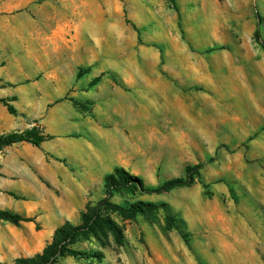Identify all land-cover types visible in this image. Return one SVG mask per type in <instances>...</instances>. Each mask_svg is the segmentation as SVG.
Segmentation results:
<instances>
[{
  "label": "rangeland",
  "instance_id": "374dc122",
  "mask_svg": "<svg viewBox=\"0 0 264 264\" xmlns=\"http://www.w3.org/2000/svg\"><path fill=\"white\" fill-rule=\"evenodd\" d=\"M20 1L0 0V98L9 100L16 110L15 114H10L0 103V134L36 127L48 136L46 146L53 147L58 145L61 136L77 141L84 139L85 124L94 132H104L119 122L120 131L128 135L134 122L129 117L133 116L132 113L124 115L122 110L132 108L129 104H134L133 101H149L143 79H149L153 66L160 72L164 65L160 43L150 39L156 32H163L162 28L156 30L151 26L154 8L150 17L148 4L141 8V0H24L22 6ZM39 6L40 34L44 35L40 43V73L36 61H29L25 55L19 32L23 11L32 9L30 18L36 20L35 9ZM262 6L264 0L257 5L259 9ZM138 19L142 24H138ZM260 23L264 28V14ZM30 27L36 32V25ZM83 56L90 60L76 63L75 58ZM53 74L59 77V84L52 80ZM44 75H50L51 81L40 88L39 80ZM157 92L163 97L164 87ZM160 96L157 95V105L150 106L154 112L148 111V105L138 107L135 103L134 109L141 111L140 114L141 108L147 110L136 127L140 137L135 139L141 154L131 163L134 170L140 167V172L127 171L140 177L144 187L151 188L167 179L186 176L188 167L210 157L207 151L212 147L198 137L167 136L181 123L177 116L166 111ZM58 110L64 121L54 117ZM71 146L75 145H66ZM148 153L151 156L155 153V163L148 160ZM37 154L35 148L23 143L0 148V209L22 214L21 205L29 193L35 191L40 192V216L48 212L56 214L54 200L62 196L61 183L65 174L75 168V162L69 156L58 157L47 152L41 169L37 166ZM169 154L173 155L172 164L166 161ZM149 164H156V172H146ZM190 172L194 174L196 170ZM103 181L104 177L89 188L82 209L60 219L52 233L40 242V252L51 241L56 228L67 221L79 224L86 206L105 196ZM182 196V190L114 194L110 200L124 205L135 200L165 202L169 213L176 216L175 228H169L171 224L162 208L152 217L137 215L124 219L113 213L110 217L122 230L123 244L116 243L113 235L106 231L99 238L90 237L74 245L87 254H102L100 260L67 256L58 264H229L232 255L236 258L234 251L207 245L203 228L186 227L174 213V210L180 212L184 205ZM219 202L220 208L227 212V202L223 198ZM9 224L0 220V227ZM43 225L44 220H40V231ZM244 252L241 251V257Z\"/></svg>",
  "mask_w": 264,
  "mask_h": 264
},
{
  "label": "crops",
  "instance_id": "0c3cea01",
  "mask_svg": "<svg viewBox=\"0 0 264 264\" xmlns=\"http://www.w3.org/2000/svg\"><path fill=\"white\" fill-rule=\"evenodd\" d=\"M259 1L174 0L176 8L166 0L139 1L143 9L148 4L150 17L154 8L151 26L163 29L150 37L162 48V71L153 66L149 79L141 81L146 84L149 101H133L129 104L132 108L122 110L124 115L133 116L129 117L134 122L128 135L120 131L119 122L104 132H94L85 124V138L79 141L61 136L53 147L46 146L47 140L40 147L16 143L37 150L38 168H44L47 152L69 156L75 168L61 183L62 196L54 200L56 214L40 216V192L31 191L20 210L33 220L0 227V262L11 264L40 252V242L60 219L84 207L89 188L113 168L139 174L140 167L134 170L131 163L141 154L136 127L147 110L141 108L140 114L134 106L148 105V111L154 112L150 106L157 105V91L163 86L160 100L181 123L167 136L198 137L212 146L207 151L210 157L201 162L195 176L197 183L195 180L170 190H182L183 195L184 205L174 213L186 227L203 228L207 245L234 251L236 258L230 255L229 264H264V49L254 37L258 27L260 40H264V28L260 27L264 6L259 9ZM19 4L22 6L24 0ZM35 10L36 20L30 18L32 9L23 11L19 32L25 55L29 61H36L40 73L44 35L40 34V6ZM141 22L138 19V24ZM32 25H36V32ZM75 59L76 63L90 60L87 56ZM49 76L40 77V88L51 81ZM51 76L59 84V77ZM54 115L59 121L65 120L59 110ZM67 144L75 146L67 148ZM148 160L155 163V153H148ZM166 161L172 164L173 155H167ZM146 172H156V164H149ZM222 198L227 202V212L220 208ZM40 220H44L41 231ZM241 251H245L242 257Z\"/></svg>",
  "mask_w": 264,
  "mask_h": 264
},
{
  "label": "trees",
  "instance_id": "16d2710c",
  "mask_svg": "<svg viewBox=\"0 0 264 264\" xmlns=\"http://www.w3.org/2000/svg\"><path fill=\"white\" fill-rule=\"evenodd\" d=\"M175 7L174 0H166ZM176 8V7H175ZM256 41L260 42V32L257 27L254 32ZM80 76V72L78 73ZM0 103L7 107L10 114H15V108L9 104V100L0 98ZM48 139L36 127L23 132H11L8 134H0V148L12 144L27 142L33 146L40 147L41 143ZM201 167L196 164L193 167H188L186 176L175 177L163 181L155 188L144 187L142 180L138 176L130 175L121 167H115L111 173L104 176V191L105 196L98 200L93 205H87L81 213V222L72 224L65 222L55 229L51 241L48 242L41 252H38L30 257H21L14 260L11 264H58L60 259L67 256H79L86 259L95 258L100 260L102 254L91 253L87 254L74 248L77 241L88 240L90 237L99 238L100 234L110 232L116 243L123 244V234L120 227L111 219L110 215L116 213L124 219L134 218L137 215H145L152 217L159 208L165 213V218L170 222L169 228H175L176 216L171 215L168 210V205L165 202L154 203L143 200H135L127 204H118L110 200L114 194L140 192V194H160L167 193L174 188L189 186L194 182V177L197 176ZM191 170H196L191 174ZM0 220L8 222L15 226H20L22 222L32 221L33 218L23 216L17 212L0 209ZM0 264H6L0 262Z\"/></svg>",
  "mask_w": 264,
  "mask_h": 264
},
{
  "label": "built area",
  "instance_id": "2783aa9c",
  "mask_svg": "<svg viewBox=\"0 0 264 264\" xmlns=\"http://www.w3.org/2000/svg\"><path fill=\"white\" fill-rule=\"evenodd\" d=\"M259 43L264 47V40H261Z\"/></svg>",
  "mask_w": 264,
  "mask_h": 264
}]
</instances>
